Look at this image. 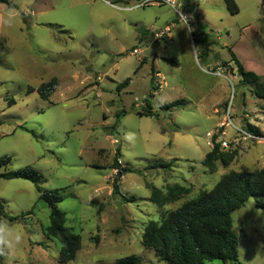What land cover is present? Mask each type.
Masks as SVG:
<instances>
[{
  "label": "rangeland",
  "instance_id": "1",
  "mask_svg": "<svg viewBox=\"0 0 264 264\" xmlns=\"http://www.w3.org/2000/svg\"><path fill=\"white\" fill-rule=\"evenodd\" d=\"M10 1L16 8L7 11L0 46V156L10 157L4 170L31 167L42 176L41 190H57L65 226L81 242L67 264H115L131 255L141 264H164L142 245L150 220L212 189L223 174L264 168V140L236 130L258 126L255 136L264 139L263 101L241 84L228 52L264 77V0H235L234 15L224 0H194L181 11L186 23L169 5L149 0ZM166 26L170 38L154 41ZM52 79L57 86L44 100L36 90ZM145 99L153 116H140ZM227 113L233 126L217 140L233 159L215 162L210 172L202 165L212 148L206 134ZM174 185L187 193L164 206L150 201L153 189L166 193ZM0 200L23 236L0 264H61L59 243L42 232L49 208L35 186L0 179ZM231 220L236 264H264V209L250 198Z\"/></svg>",
  "mask_w": 264,
  "mask_h": 264
},
{
  "label": "trees",
  "instance_id": "2",
  "mask_svg": "<svg viewBox=\"0 0 264 264\" xmlns=\"http://www.w3.org/2000/svg\"><path fill=\"white\" fill-rule=\"evenodd\" d=\"M0 3L6 5L8 9L16 8L10 0H0ZM224 4L231 15L238 13L235 0H224ZM228 52L230 61L233 62L240 76L241 84L251 87L252 95L263 101L260 110L264 113V77L245 71L234 53L229 49ZM167 61L177 65L172 60ZM128 84L129 79H126L117 85L116 90L120 91ZM56 86L57 80L52 79L42 83L36 91L42 99L47 100ZM12 104H14L12 101L8 103V105ZM178 104H181V101L166 107L170 108ZM144 107V113L140 116L154 115L147 99H145ZM122 114L116 115V123L113 127L117 126ZM23 130L34 135L31 130L26 128ZM245 131L253 135H261L257 127L248 123L245 124ZM215 139L216 136L213 137L214 143L211 150L205 154L202 161V165L210 172L215 170V162L218 161L222 166H227L233 159L232 154L220 152L219 143H215ZM9 162L10 157L0 156V179H21L35 186L39 199L49 208V223L42 231L44 236L59 243L58 259L61 264L73 261L81 248V242L80 238L65 226L64 213L56 206L61 201L59 193L57 190H41L39 184L42 176L31 167L6 172L4 169ZM112 165L113 169L118 170L117 159L113 160ZM160 167L169 168L170 162ZM117 178L119 176L112 184L113 195L119 193ZM166 190V193H162L153 189L150 201L157 206H164L187 193V189L177 185L167 187ZM250 198L255 199L256 208L264 209V202H259V198H264V168L253 172L230 171L223 174L212 189L202 191L194 199L166 213L159 221L150 220L142 234V245L145 249L152 250L156 259L164 264H205L214 260L236 264L238 242L232 230L231 214ZM1 218L8 221L16 219L6 214L3 202L0 200ZM4 258L0 256V262ZM115 264L141 263L136 256L131 255L117 260Z\"/></svg>",
  "mask_w": 264,
  "mask_h": 264
},
{
  "label": "built area",
  "instance_id": "3",
  "mask_svg": "<svg viewBox=\"0 0 264 264\" xmlns=\"http://www.w3.org/2000/svg\"><path fill=\"white\" fill-rule=\"evenodd\" d=\"M147 3L157 4V5H163V4L169 5L170 7L173 8L175 13L179 16L180 20L186 23L187 22V17L185 15H183L181 13V11L184 10L185 8L195 7L197 1L195 2L194 0H149V1L146 2V4ZM137 5H138V7H136V8L143 7L142 3H139ZM132 9H135V8H132ZM132 9H129V10H132ZM164 38H166V39L170 38L169 37V27L168 26H166L165 29H163L162 31L155 32V33L152 34V39L154 41L162 42ZM136 52H137L136 49H134L132 51L133 54H135ZM215 74L218 75V76H221L220 73H215ZM228 109H229V107H228ZM229 126H233V124H232V121H231V117H229V114L227 113V115L225 117V120L221 121L218 124L217 129L214 132L206 134V137L209 139V142H207V144L210 145V146H213V143H214L213 142V137L214 136H216L215 143H220V142H218V140H217L218 138L217 137H219L221 135H224V133H225L224 129L229 127ZM236 130L241 132L245 139H250L251 141L264 140L263 138H261L259 136H255L253 134H250V133L238 130V129H236ZM114 143H116V141H114ZM220 144L223 145L224 147H227V143H225V142H222Z\"/></svg>",
  "mask_w": 264,
  "mask_h": 264
},
{
  "label": "clouds",
  "instance_id": "4",
  "mask_svg": "<svg viewBox=\"0 0 264 264\" xmlns=\"http://www.w3.org/2000/svg\"><path fill=\"white\" fill-rule=\"evenodd\" d=\"M138 5H129L128 8H136ZM23 236L16 227L7 220L0 219V256H9L16 246L22 243Z\"/></svg>",
  "mask_w": 264,
  "mask_h": 264
},
{
  "label": "crops",
  "instance_id": "5",
  "mask_svg": "<svg viewBox=\"0 0 264 264\" xmlns=\"http://www.w3.org/2000/svg\"><path fill=\"white\" fill-rule=\"evenodd\" d=\"M8 10L11 12V11H14L15 9H8L6 5L0 3V46H1L2 36L4 34V26H5L6 19L12 16V14L7 13ZM24 16L26 17V15Z\"/></svg>",
  "mask_w": 264,
  "mask_h": 264
},
{
  "label": "water",
  "instance_id": "6",
  "mask_svg": "<svg viewBox=\"0 0 264 264\" xmlns=\"http://www.w3.org/2000/svg\"><path fill=\"white\" fill-rule=\"evenodd\" d=\"M217 60V59H216Z\"/></svg>",
  "mask_w": 264,
  "mask_h": 264
}]
</instances>
